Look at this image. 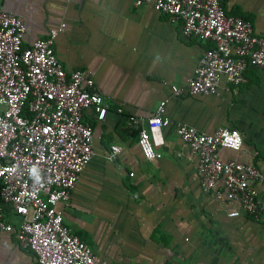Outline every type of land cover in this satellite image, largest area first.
<instances>
[{
  "label": "crops",
  "instance_id": "1",
  "mask_svg": "<svg viewBox=\"0 0 264 264\" xmlns=\"http://www.w3.org/2000/svg\"><path fill=\"white\" fill-rule=\"evenodd\" d=\"M155 0H152V3ZM132 0H0V8L26 27L23 44L46 37L65 24L55 54L66 72L83 70L109 110L97 121L92 109L94 156L69 201L60 204L63 222L107 264H264V220L240 211L238 202L201 191L196 159L181 141L177 125L213 134L220 128L242 135L240 152L218 150L264 174V72L248 66L237 87L221 80L217 95L173 96L183 87L210 42L187 38L182 23ZM227 16L249 21L264 34V0H221ZM167 99L170 124L151 132L158 160L145 159L130 116L148 120ZM121 152L115 162L110 147ZM260 200L264 187L257 186ZM7 220L17 225L19 218ZM0 264H38L15 233L0 234Z\"/></svg>",
  "mask_w": 264,
  "mask_h": 264
},
{
  "label": "built area",
  "instance_id": "2",
  "mask_svg": "<svg viewBox=\"0 0 264 264\" xmlns=\"http://www.w3.org/2000/svg\"><path fill=\"white\" fill-rule=\"evenodd\" d=\"M132 2L139 7L152 0ZM152 5L181 21L184 37L212 44L186 84L171 87L173 96L217 95L222 79L232 87L244 84L248 66L264 72V34L255 35L249 21L227 16L221 0H155ZM64 27L60 24L26 46L24 22L0 8V234L15 233L38 264H107L71 233L58 208L69 201L94 156V130L83 121V110L92 109L97 121L109 110L89 73H68L58 60L54 45ZM167 102L160 101L148 120H127L138 131V145L148 161L161 158L151 132L170 124L164 117ZM177 129L190 158L196 159L201 191L238 202L241 212L230 217L244 213L264 220V200L257 189L264 187V174L254 165L218 156L221 148L241 151L239 130L220 128L208 135L185 124ZM120 152L112 145L108 160L115 162ZM6 211L19 218L17 225L6 219Z\"/></svg>",
  "mask_w": 264,
  "mask_h": 264
},
{
  "label": "trees",
  "instance_id": "3",
  "mask_svg": "<svg viewBox=\"0 0 264 264\" xmlns=\"http://www.w3.org/2000/svg\"><path fill=\"white\" fill-rule=\"evenodd\" d=\"M5 214H6V215H5V217H6V219H7V217H8L9 215H8V213H7V212H6Z\"/></svg>",
  "mask_w": 264,
  "mask_h": 264
}]
</instances>
